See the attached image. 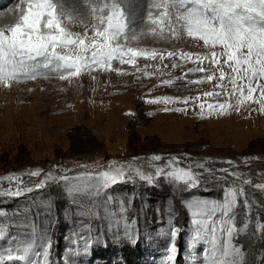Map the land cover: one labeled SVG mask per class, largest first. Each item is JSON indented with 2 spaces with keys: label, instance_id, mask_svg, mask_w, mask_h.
<instances>
[{
  "label": "rangeland",
  "instance_id": "1",
  "mask_svg": "<svg viewBox=\"0 0 264 264\" xmlns=\"http://www.w3.org/2000/svg\"><path fill=\"white\" fill-rule=\"evenodd\" d=\"M18 2L0 6L3 17L9 14L0 28L17 21ZM95 2L61 0L69 31L91 35ZM136 3L129 4V11L136 14L137 31L143 34L129 46L176 56L138 58L135 66L114 62L113 71L84 72L65 80L0 83V177L40 169L42 177L52 173L68 178L19 197L0 196V264H30L49 244L50 264H208L212 236L201 225H219L228 217L219 209L211 215L209 209L197 213L193 205L222 203L233 185L244 188L252 205L246 209L245 197L240 198L234 222L247 227L234 243L244 250L245 264H264V232H255L257 221H264V191L254 187L264 184V113L251 103L223 115L205 110L202 116L200 102L225 100L204 96L218 90L219 80L187 81L212 73L218 77V72L208 62L198 65L179 59V54L205 56L211 50L183 32L175 37L150 34L141 19L150 5L139 8ZM196 67L207 71H189ZM159 97L193 99L188 104L146 102ZM153 155L163 159L153 161ZM172 157L176 160L169 165ZM112 161L131 166V178L100 187L97 194L98 173ZM157 167L190 169L199 184L188 188L156 177L149 184L135 173L139 169L154 175ZM24 179L31 187L29 178ZM244 179L252 183L245 185ZM6 187L12 185L0 182V191ZM25 255L28 259L18 258Z\"/></svg>",
  "mask_w": 264,
  "mask_h": 264
},
{
  "label": "snow or ice",
  "instance_id": "2",
  "mask_svg": "<svg viewBox=\"0 0 264 264\" xmlns=\"http://www.w3.org/2000/svg\"><path fill=\"white\" fill-rule=\"evenodd\" d=\"M130 3H136V0H96L91 5L95 23L89 35L87 30L83 34L68 30L64 24L66 13L61 0H19L15 5L17 21L6 29L0 28V83L11 86V81L35 80L40 77L65 80L78 77L84 72L113 71L114 62L135 66L138 58L163 59L165 55L176 56L173 52L163 53L155 49L129 46L130 41L143 34L137 31V16L129 11ZM149 8L147 16L141 19L150 26V34H169L175 37L183 32L188 37L202 41L211 50L205 56L179 54V59L198 65L208 62L218 72V77L216 73H212L200 80L187 81L199 84L219 80L215 86L218 90L204 93V96H224L225 100L200 102L198 107L202 116L205 110L209 115H223L229 109L238 111L251 103H258L259 110L264 113V0H152ZM151 9L159 11L154 14ZM217 48L220 49L219 52L215 50ZM225 67L229 69L228 72L224 71ZM189 71L205 72L207 69L196 67ZM164 83L174 86L172 81ZM189 99L193 98L181 100L159 97L146 102L188 104ZM194 99L200 100L199 97ZM162 159L160 155L151 157L153 161ZM174 160L176 158L172 157L167 163L170 165ZM103 167L106 170L98 173L97 194L100 187L109 188L130 179L133 171L131 166L116 161ZM220 171L228 172V169ZM135 173L140 180L149 184L154 182V177L182 183L188 188L199 184V177L190 169L172 168L165 171L164 167H157L154 175L139 169ZM230 174L240 179L235 172ZM24 177L29 178L31 187L25 183ZM67 179L66 176L56 177L52 173L43 174L42 177L40 169L23 174H9L0 177V182L6 181L12 187L0 191V196L19 197L42 189L49 183ZM243 183L248 185L252 181L244 179ZM254 187L264 191V184L257 183ZM69 191L80 192L81 189L70 188ZM241 197H245L244 207L251 208L244 188L236 185L228 187L222 203L209 206L197 202L193 205L197 213L209 209L207 215H211L219 209L228 217L219 225L215 222L211 226L207 223L201 225L212 236L213 246L208 264H245L244 250L234 243L236 236L247 227L239 228L234 222L235 210ZM217 232L220 236H217ZM255 232H264V221H257ZM196 238H200V230L197 231ZM49 247L50 244L43 251L37 252V258L32 259L30 264H50L47 251ZM18 258L28 259L26 255Z\"/></svg>",
  "mask_w": 264,
  "mask_h": 264
},
{
  "label": "bare ground",
  "instance_id": "3",
  "mask_svg": "<svg viewBox=\"0 0 264 264\" xmlns=\"http://www.w3.org/2000/svg\"><path fill=\"white\" fill-rule=\"evenodd\" d=\"M62 1H65V3H68L70 0H62ZM137 2H138V3H136L137 7L139 6V8H140V7H142V5H146V3L150 5L152 3V0H137ZM140 3H142V4H140ZM67 6H68V8H70L69 5H67ZM10 10H11L10 13L14 12L13 11V7ZM4 14L5 13H0V23H2V21H7L8 20L7 17L9 16V14L7 16L3 17Z\"/></svg>",
  "mask_w": 264,
  "mask_h": 264
}]
</instances>
